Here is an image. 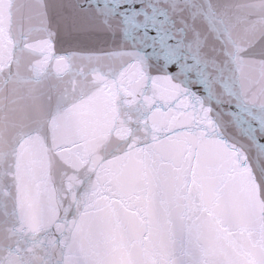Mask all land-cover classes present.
I'll return each mask as SVG.
<instances>
[{
    "label": "snow or ice",
    "instance_id": "6c2138e0",
    "mask_svg": "<svg viewBox=\"0 0 264 264\" xmlns=\"http://www.w3.org/2000/svg\"><path fill=\"white\" fill-rule=\"evenodd\" d=\"M0 264H264V0H0Z\"/></svg>",
    "mask_w": 264,
    "mask_h": 264
}]
</instances>
